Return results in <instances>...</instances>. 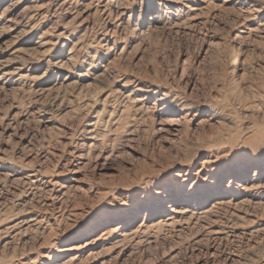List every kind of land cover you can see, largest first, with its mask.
<instances>
[{
    "label": "rangeland",
    "instance_id": "obj_1",
    "mask_svg": "<svg viewBox=\"0 0 264 264\" xmlns=\"http://www.w3.org/2000/svg\"><path fill=\"white\" fill-rule=\"evenodd\" d=\"M0 264H264V0H0Z\"/></svg>",
    "mask_w": 264,
    "mask_h": 264
},
{
    "label": "bare ground",
    "instance_id": "obj_2",
    "mask_svg": "<svg viewBox=\"0 0 264 264\" xmlns=\"http://www.w3.org/2000/svg\"><path fill=\"white\" fill-rule=\"evenodd\" d=\"M255 185V184H254ZM254 188V187H253ZM258 189V188H257ZM176 211V210H175ZM209 211V210H208ZM168 219H173V216H170ZM166 224V223H165Z\"/></svg>",
    "mask_w": 264,
    "mask_h": 264
}]
</instances>
